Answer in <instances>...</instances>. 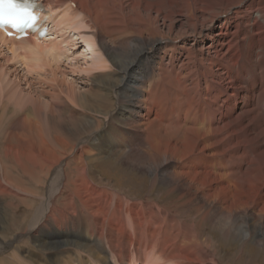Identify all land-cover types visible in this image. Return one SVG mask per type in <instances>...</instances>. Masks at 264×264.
Here are the masks:
<instances>
[{"label": "bare ground", "instance_id": "bare-ground-1", "mask_svg": "<svg viewBox=\"0 0 264 264\" xmlns=\"http://www.w3.org/2000/svg\"><path fill=\"white\" fill-rule=\"evenodd\" d=\"M31 7L49 39L0 30V264H222L209 229L264 252V0ZM97 155L148 194L94 180Z\"/></svg>", "mask_w": 264, "mask_h": 264}, {"label": "rangeland", "instance_id": "rangeland-1", "mask_svg": "<svg viewBox=\"0 0 264 264\" xmlns=\"http://www.w3.org/2000/svg\"><path fill=\"white\" fill-rule=\"evenodd\" d=\"M57 20H58V18H57ZM75 34H76V30L69 28L66 30V33H65V36L67 37V39L65 41H63L62 38L53 36V40L55 42H60L59 47L61 49V52L65 53L66 55H70L73 52V55L71 57H74V58L78 57L79 54L82 55L81 52L84 51V49H86L85 47L87 46V45L85 46V44L83 42H81V39L80 38L78 39V37ZM41 39H43V38H41ZM46 39H49L48 36L46 37ZM51 39H52V37H51ZM67 40H68V44L66 43ZM47 55H48L47 53L43 52L41 56H43L44 60H47ZM81 57L82 56H79L77 58L79 60V62H82ZM18 60H20V58H18ZM64 60H65L64 58H61V60L59 61L58 64L62 68H65L66 71H68L67 69H69L70 64L69 65L65 64L66 62H64ZM70 63H72V61H70ZM17 66H18V70H20V73H26L25 68H23V66H19V62L17 64ZM232 109L237 110V108H234V107H232ZM91 163H92L91 164V167H92L91 168V172H92L91 177L94 180H97V179L104 180V182H109L110 185H112V186H115L117 188H124V190H129V192H131V194L138 195L141 198L144 197L146 194H148L149 187H150V181H149V179L147 180L145 177H142V175H139V176H141V178L136 177L134 175L135 174L134 171L130 170L127 167H123V165L117 164L114 160H111L110 158H106L104 156H98L97 155V158L92 159ZM125 168H126V171H125ZM160 191H161L160 186L159 187L156 186L153 189L154 194H159ZM170 200H172V199H168L167 202ZM23 208H21V209L24 210ZM10 212L11 211L8 212L5 209L4 214H5L6 219H5L4 223L0 224V235L3 238L2 240L6 241V242L10 238V235L15 233L14 227L9 226V222H10V220H13L16 217H18L17 212L16 213H13V212L10 213ZM24 213H26V211ZM10 214L13 216H11ZM18 229H23V226H19ZM201 231H202V234H208V231L205 230V228L203 226L201 227ZM209 233H212L211 235L217 241L218 246L220 245L218 248H220L221 255H223L221 257L222 258L221 259L222 264H245L247 262V260L250 259L251 257H253L254 260H257L256 263L264 264V252L262 251V249L258 245H257L258 246L257 249H256V246H255V248H253L251 243H250L251 242L250 240H249L248 244L246 245V247L244 246L245 248H243L244 254H243L242 258H240L238 260L237 259V255H238L237 253L240 252V247H241L240 241L222 240L220 232L216 231V230L212 231L211 229H209ZM222 248L226 249V251L222 252L221 251ZM8 250L6 252L11 253V252H13L14 249H11V250L8 249ZM151 260H154V259L151 258ZM153 263H154V261H153Z\"/></svg>", "mask_w": 264, "mask_h": 264}, {"label": "snow or ice", "instance_id": "snow-or-ice-1", "mask_svg": "<svg viewBox=\"0 0 264 264\" xmlns=\"http://www.w3.org/2000/svg\"><path fill=\"white\" fill-rule=\"evenodd\" d=\"M34 19L35 17L20 7L17 0H0V26L10 25L20 30Z\"/></svg>", "mask_w": 264, "mask_h": 264}]
</instances>
